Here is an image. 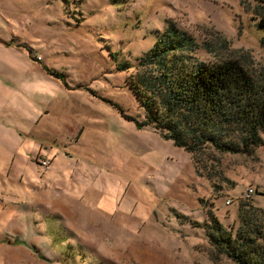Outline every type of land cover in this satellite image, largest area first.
Here are the masks:
<instances>
[{
	"label": "rangeland",
	"instance_id": "obj_1",
	"mask_svg": "<svg viewBox=\"0 0 264 264\" xmlns=\"http://www.w3.org/2000/svg\"><path fill=\"white\" fill-rule=\"evenodd\" d=\"M258 5L0 0V149L14 146L0 158V264H214L207 211L233 232L264 217V145L188 154L128 119L144 112L126 82L170 24L197 62L237 60L262 83Z\"/></svg>",
	"mask_w": 264,
	"mask_h": 264
},
{
	"label": "trees",
	"instance_id": "obj_2",
	"mask_svg": "<svg viewBox=\"0 0 264 264\" xmlns=\"http://www.w3.org/2000/svg\"><path fill=\"white\" fill-rule=\"evenodd\" d=\"M254 1L264 9V0ZM257 27L264 30V13ZM260 45L264 53V36ZM197 50L191 36L169 24L126 81L144 112L141 121L128 119L188 154L211 147L217 153L253 155L264 145V81L257 83L237 60L197 62ZM130 68L122 64L118 69ZM252 197L243 206L252 207ZM248 218L242 216L235 232L227 231L207 211L212 263L225 256L233 264H264V217Z\"/></svg>",
	"mask_w": 264,
	"mask_h": 264
},
{
	"label": "crops",
	"instance_id": "obj_3",
	"mask_svg": "<svg viewBox=\"0 0 264 264\" xmlns=\"http://www.w3.org/2000/svg\"><path fill=\"white\" fill-rule=\"evenodd\" d=\"M12 149H10V150H5L2 146H1V149H0V158H2V159H4L5 160V157L7 156V157H9V158H12L13 157V155L10 153V151H14V146L13 147H11ZM1 159V160H2ZM1 167H3V166H1L0 165V171L2 170L1 169Z\"/></svg>",
	"mask_w": 264,
	"mask_h": 264
},
{
	"label": "built area",
	"instance_id": "obj_4",
	"mask_svg": "<svg viewBox=\"0 0 264 264\" xmlns=\"http://www.w3.org/2000/svg\"><path fill=\"white\" fill-rule=\"evenodd\" d=\"M43 165H46V163H43ZM254 193H255L254 189L247 188L245 192L243 193L242 200L248 201L254 195ZM227 204H229V202H227Z\"/></svg>",
	"mask_w": 264,
	"mask_h": 264
},
{
	"label": "bare ground",
	"instance_id": "obj_5",
	"mask_svg": "<svg viewBox=\"0 0 264 264\" xmlns=\"http://www.w3.org/2000/svg\"><path fill=\"white\" fill-rule=\"evenodd\" d=\"M107 204H108V202H107L106 200H103V201L101 202V206H102V208L106 207Z\"/></svg>",
	"mask_w": 264,
	"mask_h": 264
}]
</instances>
